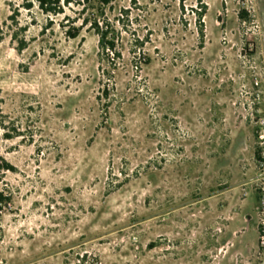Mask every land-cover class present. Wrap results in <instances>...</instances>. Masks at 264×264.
<instances>
[{"label":"rangeland","instance_id":"rangeland-1","mask_svg":"<svg viewBox=\"0 0 264 264\" xmlns=\"http://www.w3.org/2000/svg\"><path fill=\"white\" fill-rule=\"evenodd\" d=\"M79 9L0 0V264H264V0Z\"/></svg>","mask_w":264,"mask_h":264},{"label":"trees","instance_id":"trees-1","mask_svg":"<svg viewBox=\"0 0 264 264\" xmlns=\"http://www.w3.org/2000/svg\"><path fill=\"white\" fill-rule=\"evenodd\" d=\"M38 7L47 14H62L65 12L66 7L76 5L80 9L79 15L75 17V21L82 18V25L79 27H72L67 31L70 37L77 38L83 27L90 25V27L99 35V42L101 49L108 55H114L122 58V52L118 49L120 35L115 32V21L108 16L107 9L112 8L115 0H35ZM34 1L27 3V8H32ZM204 10L199 13V19L202 20L205 15L207 7L203 5ZM86 14L84 17H81ZM244 16V15H242ZM121 21V19H120ZM10 166V165H8ZM14 168V167H9ZM4 200L3 194H0V211L2 210L1 203Z\"/></svg>","mask_w":264,"mask_h":264}]
</instances>
